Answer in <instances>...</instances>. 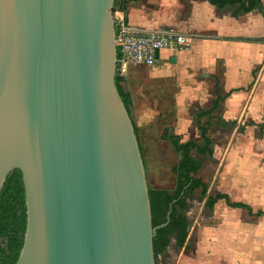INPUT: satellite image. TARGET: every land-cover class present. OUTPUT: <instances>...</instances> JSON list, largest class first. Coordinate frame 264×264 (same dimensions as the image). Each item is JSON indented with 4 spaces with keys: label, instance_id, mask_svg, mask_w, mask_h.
<instances>
[{
    "label": "water",
    "instance_id": "obj_1",
    "mask_svg": "<svg viewBox=\"0 0 264 264\" xmlns=\"http://www.w3.org/2000/svg\"><path fill=\"white\" fill-rule=\"evenodd\" d=\"M116 0H0V190L21 173L15 264H155L144 160L116 86ZM168 220V216H167Z\"/></svg>",
    "mask_w": 264,
    "mask_h": 264
},
{
    "label": "crops",
    "instance_id": "obj_2",
    "mask_svg": "<svg viewBox=\"0 0 264 264\" xmlns=\"http://www.w3.org/2000/svg\"><path fill=\"white\" fill-rule=\"evenodd\" d=\"M114 15L131 28L175 32L187 41L185 48L160 50L155 64L129 67L121 80L148 185L150 160L157 186H149L175 188L181 154L171 141L195 142L183 132L199 123V113L209 121L210 140L217 128L219 144L208 155L217 161L218 185L208 194L204 181V215L189 223L174 264H264V0L247 12L240 2L127 0Z\"/></svg>",
    "mask_w": 264,
    "mask_h": 264
},
{
    "label": "trees",
    "instance_id": "obj_3",
    "mask_svg": "<svg viewBox=\"0 0 264 264\" xmlns=\"http://www.w3.org/2000/svg\"><path fill=\"white\" fill-rule=\"evenodd\" d=\"M212 3L221 6L225 3L240 2L241 10L247 12L257 5V0H210ZM117 0L115 1V5ZM126 9V4L122 7ZM114 10V9H113ZM121 53L117 49V57ZM122 77L116 74L115 82L119 94L124 102L126 109L130 104V98L120 85ZM205 116V113H199L198 119ZM209 123V121H208ZM208 123L198 124L202 145L193 141L184 144L172 140L171 144L175 151L180 152L181 161L176 167L175 188L172 191L163 189H153L149 187V201L151 208L152 226L159 227L153 237V251L155 264L159 254L165 252L171 238L175 239L177 247H182L188 235L189 221L185 215L188 204L186 197L188 194L200 189L203 196L206 192V184L195 177L199 169V163L192 157V150L198 153H211L208 148L211 140L207 136ZM137 136V130L134 126ZM141 149V148H140ZM219 198V195L208 197V205H213ZM168 216V220H167ZM26 226L24 189L19 170H13L5 179L0 190V264H15L20 249L23 244V236Z\"/></svg>",
    "mask_w": 264,
    "mask_h": 264
},
{
    "label": "built area",
    "instance_id": "obj_4",
    "mask_svg": "<svg viewBox=\"0 0 264 264\" xmlns=\"http://www.w3.org/2000/svg\"><path fill=\"white\" fill-rule=\"evenodd\" d=\"M127 0H117L114 13H122ZM115 43L121 56L117 73L124 77L129 67L152 65L158 62V53L165 48L182 49L187 46L184 35L175 32L140 31L128 26L122 16H115Z\"/></svg>",
    "mask_w": 264,
    "mask_h": 264
},
{
    "label": "rangeland",
    "instance_id": "obj_5",
    "mask_svg": "<svg viewBox=\"0 0 264 264\" xmlns=\"http://www.w3.org/2000/svg\"><path fill=\"white\" fill-rule=\"evenodd\" d=\"M120 85L122 86L121 82H120ZM132 117L134 118V116H132ZM205 121H206L205 117H202L199 119L200 124L208 123L207 121L206 122ZM197 125L193 129L189 128L188 131H184L183 134L185 137H187V136L189 138L193 137L194 141L196 143H199L202 145L200 132H199ZM211 130L214 131L213 134H214L215 139L213 138L214 140H211L210 144L208 145V148L212 149V147L217 148V146L219 144V140H218V136L215 135V134H217L216 133L217 128H212ZM192 155H194L193 158L199 163V169H198L197 173H195V177H197V178L199 177L203 182L205 181L208 183L207 184L209 186L208 192H207V188H206V192L208 194L210 192L211 193L214 192L216 190L217 185H218L217 173H215V170H214V168L217 167V161L209 158L208 153H198V152L194 151L192 153ZM147 164L149 166V172H147L149 185L151 187H154V186L156 187L157 186V184L155 182V180H157L156 170H154V169L150 170L151 169L150 166L153 164V163H151L150 160H148ZM167 177L169 179H171V177H173V176L170 175ZM206 192L202 196L200 193V189H196L195 193H193L191 196H189L187 198V203H188L189 207L185 211V212H187V215L186 214L185 215L187 216L190 225H193V227H194V222L198 221V219H199L198 217H200L201 214L204 215V206H205L204 201H205V196L208 195ZM191 237H192V235H191ZM189 247H190V244L187 246L185 251H187ZM182 250H184V249H179L176 246L175 239L171 238L170 243H169L168 247L166 248L165 252H163L162 254H159L157 256L156 263L157 264H174L176 257L180 254V252ZM212 264H218L217 259H215V261L212 260Z\"/></svg>",
    "mask_w": 264,
    "mask_h": 264
}]
</instances>
